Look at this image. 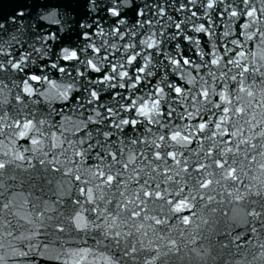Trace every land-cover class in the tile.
Listing matches in <instances>:
<instances>
[{"label": "clouds", "instance_id": "obj_1", "mask_svg": "<svg viewBox=\"0 0 264 264\" xmlns=\"http://www.w3.org/2000/svg\"><path fill=\"white\" fill-rule=\"evenodd\" d=\"M20 2L0 264H264V0Z\"/></svg>", "mask_w": 264, "mask_h": 264}, {"label": "snow or ice", "instance_id": "obj_2", "mask_svg": "<svg viewBox=\"0 0 264 264\" xmlns=\"http://www.w3.org/2000/svg\"><path fill=\"white\" fill-rule=\"evenodd\" d=\"M21 6H23V5H21ZM112 11L115 12L114 9H113ZM236 14H237V13L233 12V15H236ZM251 14H252L251 12L248 13V15H251ZM13 15H15V13H13ZM20 17L22 18L23 15L21 14ZM0 18H4L3 15H2V12H0ZM90 32H91V28L88 29V30H86V31L83 33L84 37L87 38V36H88V34H89ZM181 39H184V38L181 37ZM234 55H235V53H234ZM75 56H76V53L73 52V53H72V56H71V57H65V58L63 59V62L66 63L69 59L74 58ZM186 56H187V54L185 53V57H186ZM45 63H46V61H45ZM176 63H177V64H179V63L187 64V63H190V61H189L187 58H185L183 61L177 60ZM16 67L19 68V65L17 64ZM60 70L63 71V69H60ZM25 71H27V70H25ZM141 71H142V69H141ZM39 72H40V70H39V69H36V70L31 74V76H30L31 81H34V82H40V81H41L42 78H41V76L39 75ZM101 75H103V73H101ZM179 91H180V90L177 89V92H179ZM92 94H93V96H96V93H95L94 90H93V93H92ZM97 98H98V99H102L103 97H97ZM109 179L111 180V177H109Z\"/></svg>", "mask_w": 264, "mask_h": 264}, {"label": "water", "instance_id": "obj_3", "mask_svg": "<svg viewBox=\"0 0 264 264\" xmlns=\"http://www.w3.org/2000/svg\"><path fill=\"white\" fill-rule=\"evenodd\" d=\"M11 4L13 6H16V5L21 6L22 5L20 0H0V12H2V15H4L6 13V11L9 10V7L11 6ZM19 19L22 21L23 17L22 18L19 17Z\"/></svg>", "mask_w": 264, "mask_h": 264}]
</instances>
